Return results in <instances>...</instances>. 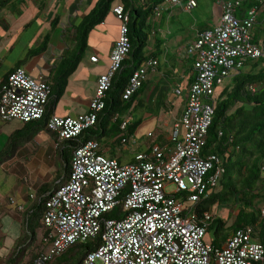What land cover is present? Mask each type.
Returning <instances> with one entry per match:
<instances>
[{
    "label": "built area",
    "instance_id": "built-area-1",
    "mask_svg": "<svg viewBox=\"0 0 264 264\" xmlns=\"http://www.w3.org/2000/svg\"><path fill=\"white\" fill-rule=\"evenodd\" d=\"M245 0H217L221 19L203 29L186 45L185 52L196 72L190 83L181 116L173 125L170 144L157 142L155 132L147 151L135 160L122 162L103 151L97 139L84 140V130L93 129L105 107L107 91L131 49L129 12L122 3L114 6L121 20L120 35L111 53L106 72L100 74L87 111L73 115L52 114L49 128L59 141L77 139L69 177L46 200L44 223L48 248L36 258L44 264L77 241L95 239L96 246L79 264H259L264 262V243L254 237L252 225L237 228L224 245L206 241L214 210L197 213V204L208 197L226 171L223 156L206 153L205 145L215 107L213 94L233 71L251 58L264 55L253 40L259 7L264 0L242 15ZM172 6L194 9L198 0H166ZM164 2V3H165ZM164 3L156 8L162 14ZM97 55L91 56L94 61ZM150 59L131 75L124 91L130 98L146 82ZM182 92L181 84L174 88ZM51 86L45 75L35 76L24 66L16 67L7 79H0V119H20L24 123L42 118L48 109ZM126 121L122 127H125ZM122 143H129V137ZM264 172V166H263ZM174 184V191L167 186ZM30 197L38 198L31 193ZM192 202V204H189ZM23 208V207H19ZM264 214V206H262Z\"/></svg>",
    "mask_w": 264,
    "mask_h": 264
},
{
    "label": "trees",
    "instance_id": "trees-1",
    "mask_svg": "<svg viewBox=\"0 0 264 264\" xmlns=\"http://www.w3.org/2000/svg\"><path fill=\"white\" fill-rule=\"evenodd\" d=\"M165 1L99 0L91 12L76 27L79 45L75 55L64 59L63 64L52 79L48 78L51 95L46 113L42 118L25 122L23 127L10 134L8 142L0 150V165L29 141L35 132L46 131L55 134L48 126L53 93L55 92L56 99H58V92L64 90L69 76L85 52L89 32L105 19L114 2L122 3L125 10L129 12V35L132 46L123 61L122 68L114 77L111 88L107 91L106 104L99 113V121L96 127L84 130L81 138L84 140L97 139L103 142L104 137L109 135L108 127L112 120L121 130H128L130 135H133L138 121L130 122L125 115L134 102H138L139 90L144 87L145 83L130 98H124L123 94L132 73L137 68L146 65L150 57L154 56V53L149 51L154 32L148 24L147 18L155 14L156 8ZM4 2L6 0H1L0 6ZM256 4V0H245L240 7L243 12L239 14H244L247 9ZM246 6H248L247 9H245ZM257 39L258 37L253 34V40L256 42ZM256 43L264 48V41ZM128 66L132 67V72L128 71ZM13 70L14 68L8 69L4 78L7 79ZM195 77L196 72L194 70L191 82ZM229 77L217 85L213 94L215 114L205 145L206 153H217L223 156L226 171L221 175L219 181L212 185L210 195L197 204L196 211L201 216L205 211L214 210V206L218 204H229L238 210L234 218L232 217L234 220L230 224L228 220L218 215H215L209 223L207 233L213 230L214 237L211 242L215 245H223L220 239H226L234 230L244 225H252L255 229L254 237L264 243V214L262 207H260V203L264 201V55L248 59L241 68L233 71ZM118 89H120V93L117 92ZM124 121L127 124L122 127ZM3 122L6 121L0 119V129ZM128 137L122 136L121 142L123 138ZM64 143L67 146L64 148L63 157L67 165H65L62 173L57 174L56 179L58 180L62 177H69L72 153L78 142L74 138L68 139ZM105 144L109 146L107 143ZM67 151L70 152L67 153ZM56 185L59 186L57 183ZM49 186L51 184H46V187ZM50 193L38 196V202L28 210L26 228L8 254L6 264H17V257L25 252H28L29 255L27 264H37L36 258L47 250L48 243L45 242V236L49 229L43 218L47 208L46 200ZM76 245H79L78 251L83 255L77 263L75 258L78 252H71L73 246ZM95 246V239H89L85 242L77 241L44 264H79ZM215 263L213 260V264Z\"/></svg>",
    "mask_w": 264,
    "mask_h": 264
},
{
    "label": "crops",
    "instance_id": "crops-1",
    "mask_svg": "<svg viewBox=\"0 0 264 264\" xmlns=\"http://www.w3.org/2000/svg\"><path fill=\"white\" fill-rule=\"evenodd\" d=\"M214 1L212 18H207L205 24L195 25L194 35L190 39H185L181 34L173 37L171 26H173V21L176 17L181 16V12L192 11L196 7L194 9H187L184 5L172 6L165 2L162 14L158 15L155 13V19L160 20L161 27L165 26L162 27V30L166 32L167 36L161 39L158 37L157 32L153 35L154 38L149 51L153 52L154 56H151L150 59H158L159 64L149 69L145 85L139 90L138 104H142L143 102L150 104L151 101H162L160 113L163 112V115L160 122H162L165 129H162L157 142L170 144L169 138L173 125L181 116L186 102L191 76L194 73L192 58L185 52L186 45L194 40L203 29L214 26L221 19V5L217 0ZM98 2L99 0H6L0 6V13H3V17L1 18L0 16V24H3L10 34L12 31H15L14 29H20V33L22 34L20 41L22 43L42 42V45L35 50L28 47L19 49L21 54L20 59L27 61L35 55H40L47 60L44 66L41 64H37L38 66H27L21 63L15 64L10 68L15 69L18 66H24L35 76L43 74L47 78L52 79L61 67L62 64L60 65V63L66 57L75 55L79 45L76 27ZM117 4L119 2H114L105 19L95 25L89 32L87 50L85 49L77 67L69 76L64 90L58 92V99H56L55 92L53 93L50 115L75 116L89 109L91 98L97 89L98 78L100 74L106 72L110 62L111 50L120 35L121 20L114 12V6ZM247 8L248 6L245 7V9ZM238 12L242 13L243 11L239 9ZM259 28L263 32H257ZM16 32L10 35V38H14V41L16 36H21L19 35L20 33L16 34ZM23 32L26 39L23 38ZM253 34L255 37H258L256 42L262 43L264 41L263 7H259L258 21L254 27ZM85 53H87V59L85 58ZM93 55L99 57L97 61L91 59ZM49 60H53L54 62L51 63ZM80 67L82 68L80 75L82 78L80 80L86 78L87 84H82V87L79 86L72 89L69 86L70 79ZM5 75L6 72L0 75V79L4 78ZM75 80L78 79L75 78ZM179 83L181 84L182 92L177 94L174 88ZM62 101L65 102L62 103ZM49 134L51 135V143L48 147L42 146L38 141L35 147L34 145H29V141L33 140L35 136L33 134L29 141L18 148L11 157L7 158L0 165L5 166L11 175L16 176L20 183H12L13 185L10 188V191L14 190L17 194H4V197L0 198V214L3 217L15 219L14 222H17V224L20 221L21 235L26 228L28 210L38 202V198L37 200L34 199L33 204L28 206L30 194L34 193L37 197L46 193L48 194L57 188L56 183L59 185L68 178L62 177L59 180L56 179L57 174L62 173L65 165H67L63 157L65 154L64 148L67 145L64 141L58 140L56 133ZM102 144L104 152L111 156H117L121 160L119 152L107 146L104 141ZM59 149L62 150V153H59ZM69 152L67 151V153ZM55 167H57L56 170ZM4 179L6 180V177ZM46 184H51V186L46 187ZM46 190L47 192H45ZM20 206L23 208H19ZM214 212L217 215V212ZM23 218L25 219L24 226L22 224ZM6 235V232L0 230V248L4 246L1 240ZM228 237L220 239L223 245L226 243ZM18 239L4 255L12 251ZM212 240L213 238H210V240L206 241L211 242ZM3 256H0V258H3ZM259 264H264V262Z\"/></svg>",
    "mask_w": 264,
    "mask_h": 264
},
{
    "label": "rangeland",
    "instance_id": "rangeland-1",
    "mask_svg": "<svg viewBox=\"0 0 264 264\" xmlns=\"http://www.w3.org/2000/svg\"><path fill=\"white\" fill-rule=\"evenodd\" d=\"M199 3L200 5L194 10L181 12V16L176 17V19L173 21V26H171V30H173L171 33L173 37L181 34L185 39H190L194 35L195 25L198 26L200 24H205L207 22V18H212L215 1L199 0ZM0 16L2 18L3 13H0ZM147 22L151 26V29L154 30V33H158V37H160L161 39L166 38L167 34L162 30V27L165 26L163 25L161 27L159 23L160 20L155 19V14L150 15L147 18ZM14 30L17 31L16 34L20 33V29ZM15 31H12L10 34L9 30H6L3 24H0V75L4 74L8 68L15 64L23 63L27 66H38L37 64H41L44 66L47 63V60L42 58V56L40 55H35L27 61H22L20 59L21 54L19 49H21L22 47H28L30 49L34 48L33 50H35L42 45V42L37 41L34 43H22L20 41L22 38L21 33L19 34L21 36H16L14 41V38L11 39L10 35H13ZM261 31V28L257 30V32ZM23 38L26 39L25 35L23 36ZM85 54V58L87 59V53ZM69 57L72 56H68L65 59H68ZM49 62L52 63L54 61L49 60ZM61 64H63V62H61L60 65ZM128 71L132 72L131 66H128ZM81 73L82 68L80 67L77 72L71 77L69 86L72 89H75V87H79L82 84H87L86 78L80 80V78H82L80 77ZM75 78L78 80H75ZM229 79H231V77H229ZM117 92L120 93V89H118ZM64 102L65 101H62V103ZM161 106V100H159L158 102L151 101L150 104H148L147 102H143L142 104H138V102L136 103V101L134 102L133 106L126 112L125 115L130 122L138 121L133 135H130V132L128 130H121L119 126L114 122V120H112L110 126L108 127L109 135L104 137V142L107 143L112 149H115L117 152H119V155L121 156L120 158L123 162H130L134 160V157L138 152L147 151L151 141V136L155 132H161L162 129H165L164 125H162V122H160L161 116L163 115V112L160 113ZM24 124L25 123L20 119H13L11 121L3 122L0 129V150H2L4 145L8 142L10 134L14 130L23 127ZM34 135L35 136L33 137V140L29 141V145H34L35 147L37 141L44 147H48L50 145L51 135L49 134V132H35ZM122 136H129L128 144L121 142L120 138ZM58 151L59 153H62L61 149H59ZM56 168L57 167H55V170ZM4 177H6V180L4 179ZM12 183L20 184L16 176H14L13 174L11 175V173L5 168V166H0V198H3L4 194H17V192L14 190L10 191V188L13 185ZM175 189L176 186L174 184H169L167 186V191H174ZM33 202L34 199L30 197L28 200V206H31ZM189 204H192V202H189ZM262 206H264V201L260 203V207ZM214 211L217 212L218 216H221L224 219L228 220L230 224L234 220L232 219V217L234 218L238 210L229 204H218L214 206ZM14 221L15 219L3 217V215L0 214V230L7 233V235L1 240L4 246L0 248V256H3L21 235V225L19 224L20 221L18 224ZM24 222L25 219L23 218V226ZM213 234V230L208 232L205 236V240H210V238H213ZM78 246L79 245L73 246V248L71 249L72 253L78 252L75 258L76 263L83 256L82 253H79ZM28 249L30 248L28 247ZM28 256V252H25L23 255L18 256L17 264H27ZM8 257L9 255L7 254L4 255L3 258H0V264H6V260L8 259Z\"/></svg>",
    "mask_w": 264,
    "mask_h": 264
},
{
    "label": "clouds",
    "instance_id": "clouds-1",
    "mask_svg": "<svg viewBox=\"0 0 264 264\" xmlns=\"http://www.w3.org/2000/svg\"><path fill=\"white\" fill-rule=\"evenodd\" d=\"M254 30V29H253Z\"/></svg>",
    "mask_w": 264,
    "mask_h": 264
}]
</instances>
